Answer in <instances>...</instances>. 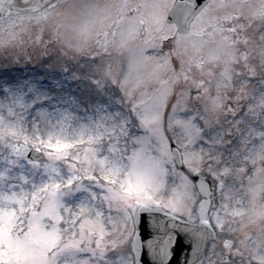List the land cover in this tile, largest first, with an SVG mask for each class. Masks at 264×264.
I'll return each instance as SVG.
<instances>
[{
    "label": "rangeland",
    "instance_id": "374dc122",
    "mask_svg": "<svg viewBox=\"0 0 264 264\" xmlns=\"http://www.w3.org/2000/svg\"><path fill=\"white\" fill-rule=\"evenodd\" d=\"M28 1L0 13V264H135L131 208L196 222L202 174L198 264H264V0H208L177 35L176 0Z\"/></svg>",
    "mask_w": 264,
    "mask_h": 264
},
{
    "label": "water",
    "instance_id": "95a60500",
    "mask_svg": "<svg viewBox=\"0 0 264 264\" xmlns=\"http://www.w3.org/2000/svg\"><path fill=\"white\" fill-rule=\"evenodd\" d=\"M207 1L176 0L167 17V22H175L177 32L179 33L186 31L197 11ZM49 2H47V5ZM16 6L3 7L0 13L17 9L15 8ZM31 7L33 6H29V8ZM20 11L25 10H15L13 13ZM172 149L176 164L182 166L180 151L176 147ZM18 152L31 161H37L43 157L40 150L24 143L19 144ZM195 184L201 195L197 209L198 220L196 222L189 221L161 206L144 204L133 206L131 213L135 226L132 238L135 264H141L142 249L144 251L143 259L146 264H198L203 260L210 240L216 236V230L211 221L212 214L217 205L215 195L216 184L206 174L197 175L195 177ZM142 212L147 213V216L144 223L138 228L137 225L140 223ZM142 229L149 230L150 239L141 240V236L138 233ZM178 237L179 239H177Z\"/></svg>",
    "mask_w": 264,
    "mask_h": 264
},
{
    "label": "bare ground",
    "instance_id": "6f19581e",
    "mask_svg": "<svg viewBox=\"0 0 264 264\" xmlns=\"http://www.w3.org/2000/svg\"><path fill=\"white\" fill-rule=\"evenodd\" d=\"M21 1L22 0H2V1H0V10H2L3 7H6V6L22 5ZM49 1H51V0H30L25 5L33 6V7H39L42 5H47V2H49ZM53 1H51V2H53ZM51 2H49V3H51ZM88 93H89V91H88Z\"/></svg>",
    "mask_w": 264,
    "mask_h": 264
},
{
    "label": "snow or ice",
    "instance_id": "6c2138e0",
    "mask_svg": "<svg viewBox=\"0 0 264 264\" xmlns=\"http://www.w3.org/2000/svg\"><path fill=\"white\" fill-rule=\"evenodd\" d=\"M146 216H147V213H143V212L141 213V220H140V223L137 225L138 228H140L141 225L144 223ZM138 234L141 236V240L142 241L150 239L149 230H143L142 229ZM177 239H179V237ZM173 247H174V245H173ZM143 256H144V251L142 249V252H141V264H146L145 260L143 259ZM170 260H171V258H170Z\"/></svg>",
    "mask_w": 264,
    "mask_h": 264
}]
</instances>
